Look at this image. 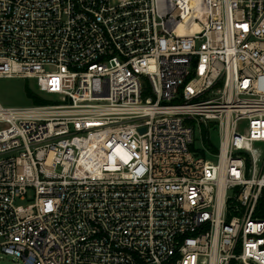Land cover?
<instances>
[{
	"label": "built area",
	"instance_id": "2783aa9c",
	"mask_svg": "<svg viewBox=\"0 0 264 264\" xmlns=\"http://www.w3.org/2000/svg\"><path fill=\"white\" fill-rule=\"evenodd\" d=\"M0 77L13 263L264 264V0H0Z\"/></svg>",
	"mask_w": 264,
	"mask_h": 264
},
{
	"label": "rangeland",
	"instance_id": "374dc122",
	"mask_svg": "<svg viewBox=\"0 0 264 264\" xmlns=\"http://www.w3.org/2000/svg\"><path fill=\"white\" fill-rule=\"evenodd\" d=\"M26 85L34 91L36 94L44 97L38 92V86L36 84V79L34 78H22V77H0V103L7 107H24L35 104L32 99L27 95ZM45 98V97H44ZM247 126V122L242 123L240 128L243 131ZM198 129V128H197ZM197 141L194 145L195 150L202 154L201 150L198 148H203V139L207 140V131L203 130L201 133L197 130ZM210 138L212 143L219 147L220 135L217 130H212L210 132ZM207 157L215 159V155L212 152H205ZM19 203H28V201H19ZM0 264H17L13 263V257L11 255L5 254L0 250Z\"/></svg>",
	"mask_w": 264,
	"mask_h": 264
},
{
	"label": "trees",
	"instance_id": "16d2710c",
	"mask_svg": "<svg viewBox=\"0 0 264 264\" xmlns=\"http://www.w3.org/2000/svg\"><path fill=\"white\" fill-rule=\"evenodd\" d=\"M26 92H27V95L32 99V101L35 104L48 103L47 99H45L44 97H42V96L36 94L34 91H32V89L29 87V85H26ZM207 145L211 146L212 149L215 151L218 150V148L215 145H212V143L209 140H207ZM256 216L259 218H264V190H263V193H262L260 200H259V204H258V207L256 210Z\"/></svg>",
	"mask_w": 264,
	"mask_h": 264
},
{
	"label": "water",
	"instance_id": "95a60500",
	"mask_svg": "<svg viewBox=\"0 0 264 264\" xmlns=\"http://www.w3.org/2000/svg\"><path fill=\"white\" fill-rule=\"evenodd\" d=\"M145 130V128H141V131H144Z\"/></svg>",
	"mask_w": 264,
	"mask_h": 264
}]
</instances>
